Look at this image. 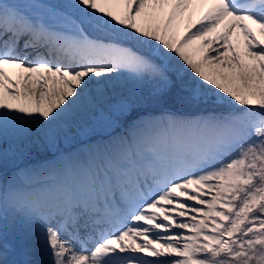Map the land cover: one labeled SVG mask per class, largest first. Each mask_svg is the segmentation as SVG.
Masks as SVG:
<instances>
[{"label": "snow or ice", "instance_id": "1", "mask_svg": "<svg viewBox=\"0 0 264 264\" xmlns=\"http://www.w3.org/2000/svg\"><path fill=\"white\" fill-rule=\"evenodd\" d=\"M0 264H264V0H0Z\"/></svg>", "mask_w": 264, "mask_h": 264}, {"label": "rangeland", "instance_id": "2", "mask_svg": "<svg viewBox=\"0 0 264 264\" xmlns=\"http://www.w3.org/2000/svg\"><path fill=\"white\" fill-rule=\"evenodd\" d=\"M110 10H112L114 13H120L122 11V9L118 6H111ZM167 12V9H164V11L162 13L159 14V19L162 21L163 18H164V15L166 14ZM198 15L194 12V15H193V20L196 19ZM152 22V19L151 17L147 18L145 20V23H151ZM180 33H183L184 31V25H181L180 27ZM102 35H115V33H111V32H104V33H99V36H102ZM92 38H96V37H92ZM133 45H135V41H129L127 42L124 46L126 47H132ZM238 51H243V46L241 44L240 48L238 49ZM194 58L198 59L199 56H200V53L199 52H195L194 54ZM15 71L14 75L15 76H12L13 79H16L18 74L20 73V69H16L14 68L13 69ZM173 106V105H172ZM175 107V106H174ZM178 108H181L180 106H178ZM74 119L75 120H78L79 118L76 117V114L75 113H72L69 115L68 117V122L67 124L65 125V127H68V128H71L73 131L70 133V139L68 141H61V148L62 149H68V148H71L73 145L75 146H79L78 142L81 141V140H84L86 141L88 138L85 137V136H82V135H76V124L74 123ZM110 130V129H108ZM103 129L102 128H97V135L98 136H102L104 133H103ZM91 135V133H90ZM12 143V140L11 138H9L7 140V142L5 143L4 147L5 149L7 150L9 148V146L11 145ZM38 152H40L38 154ZM55 152V149H45L42 145L40 146H37L33 149L32 153H31V156L29 157V159L35 163H40V162H43L45 161L46 159L47 160H51V157H52V154ZM9 160L7 162V164L3 167L2 171L7 174V175H11L12 173V170H13V167H14V164L16 163H20V161H14L13 159H11V153H9Z\"/></svg>", "mask_w": 264, "mask_h": 264}, {"label": "bare ground", "instance_id": "3", "mask_svg": "<svg viewBox=\"0 0 264 264\" xmlns=\"http://www.w3.org/2000/svg\"><path fill=\"white\" fill-rule=\"evenodd\" d=\"M204 10H206V8H201V7H197L195 9V13L197 15H199L200 13H202ZM14 68H6V71L8 72L9 75L15 76L14 73L15 71L13 70ZM45 245H43L42 243H40L39 241L35 242L34 244V252L32 254V259L33 260H39V259H44L46 258L44 255V250H45Z\"/></svg>", "mask_w": 264, "mask_h": 264}, {"label": "trees", "instance_id": "4", "mask_svg": "<svg viewBox=\"0 0 264 264\" xmlns=\"http://www.w3.org/2000/svg\"><path fill=\"white\" fill-rule=\"evenodd\" d=\"M177 106H180V105L177 104ZM180 107H181V106H180ZM39 153H40V152H38V154H39Z\"/></svg>", "mask_w": 264, "mask_h": 264}]
</instances>
